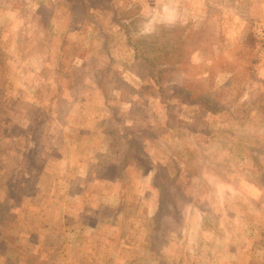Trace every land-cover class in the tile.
I'll use <instances>...</instances> for the list:
<instances>
[{
    "label": "rangeland",
    "instance_id": "obj_1",
    "mask_svg": "<svg viewBox=\"0 0 264 264\" xmlns=\"http://www.w3.org/2000/svg\"><path fill=\"white\" fill-rule=\"evenodd\" d=\"M51 2V27H41ZM95 2L86 0L89 20L64 0H0V264H264V0H103L105 10ZM129 35L164 64L163 95ZM101 68L109 89L120 80L136 89L119 87L128 94L121 108L133 104L159 137L146 142L149 169L131 164L113 181L101 174L126 145L93 82ZM108 94L113 107L119 100ZM41 117L44 129L25 128ZM207 143L212 152L201 154ZM81 156L93 164L83 179ZM169 164L182 181L199 172V186L181 194L196 206L162 209L175 201L163 184ZM90 199L109 204L86 216Z\"/></svg>",
    "mask_w": 264,
    "mask_h": 264
},
{
    "label": "trees",
    "instance_id": "obj_2",
    "mask_svg": "<svg viewBox=\"0 0 264 264\" xmlns=\"http://www.w3.org/2000/svg\"><path fill=\"white\" fill-rule=\"evenodd\" d=\"M64 1L66 3L72 4V8L66 9V10L70 11V14L80 12L83 15H85L87 18H89V20H91L90 15L87 14L88 5L86 3V0H64ZM95 1H96L95 4L99 7L100 10H105L106 8H108V6L103 4L104 3L103 0H95ZM40 5H42V4L40 3ZM55 8H56L55 2H51L50 6L44 7V9L46 11H48V15H46L44 17L43 21H41V18L37 20V23L38 24L40 23L41 27H45V26L51 27L50 19L53 16ZM113 20L116 21L118 24L125 25V28H124L125 34H129L130 31H134L133 30L134 26L132 23H129V22L122 23L121 19L118 17H115L114 14L112 15V21ZM157 34H158V32H157ZM145 37H148V41H152V42L154 40L157 42V40H158L153 35H149V36L145 35ZM126 41L128 42V44L132 48L134 57L135 58H142L143 61L145 62V64L149 67V73L147 76L148 77L147 78L148 84L151 87L155 86L157 88L159 94L162 93V95H163L164 86H162V84L160 82V80H161L160 73L163 71L164 64L158 63L157 61L150 59L149 53L145 50V48L143 46H140L139 44H137L130 35H129V37L127 36ZM95 71L100 73V76H99V79L97 78L96 80H95V76H94L93 82L96 85V87L100 90V94H102L106 97L105 103L108 106H105V107H106V112H108V114H109V117L112 118V117H114V115H116V118L114 117L116 119V122H115L116 127H115L114 132H115V134L122 136L124 138V143L126 145V149L123 151V154L118 158L117 163L110 164L107 167V169H105V172H103V174H101V177L104 175L105 179H107L109 181L116 180L119 176H121V174H123L124 171H126L130 168L131 164H136V165H139L141 167L147 166L146 169L147 168L149 169L153 165L152 164L153 160L151 158L150 152L146 148L149 145L146 142L151 140V139H157L158 140L159 139L158 133L156 132V129L154 130V128L151 127L150 120H144V118L142 119L140 115H136L137 108H135V106L133 104H130V106H128L126 109L121 108L122 102L124 100H126L128 94L125 95L123 88H119V87L122 85V86L128 88L131 95L136 92V89H134L131 86H128L123 80L119 81V83L121 85L113 86V87H111V89H109L106 85V83L108 84V82L104 78V75H102V68L101 69H95ZM123 82L126 84V86ZM109 90H111V92L114 93L113 95L115 96V98H117L119 100V102L113 107L110 106V104L108 102V99H109L108 98L109 97L108 91ZM71 96H72V93L70 91H68V93H66L65 96L62 95V96L58 97L56 99L57 103L55 104L56 105L55 106L56 111H57V107L62 106L63 102H65L67 104L68 98ZM51 99H53V98H51ZM59 101L62 102V103H60V105H58ZM183 102H185V101H183ZM51 107H52V105H51ZM37 108H39L38 105H35L33 107V109H35V110ZM49 108H50V106L48 105L47 109L49 110ZM122 110L124 111L123 113L121 112ZM52 112H54V111H52ZM117 114L121 117L123 114V117L117 118ZM124 114H126V116H129V117H125ZM127 119L130 120V123L127 121ZM43 126H44V119H43V117H41V119L36 120V123L34 122L33 126L32 125L29 126V124H28V126L25 128L32 127L31 129L36 128V130H38V128L44 129ZM152 130H154L155 132H153ZM29 136L31 138L30 139L31 142H33V140H34V142H37L39 144V141L41 138L40 136L35 137L33 134H29ZM34 147H35V145H34ZM42 148H43V146L40 145L41 150H42ZM199 148H198V150L201 154L204 152V150H206V151L210 150L212 152L211 145H209V143H207V145H205L204 147H199ZM41 150L34 152V154H27L29 156L26 155V156H23L22 158L24 161H26L29 157H35V156L41 157V152H42ZM213 150L216 151L215 148H213ZM257 151H259V149H257L256 151L252 150L253 153H256ZM130 155H132V157H130ZM170 158H171V156L169 155V159ZM171 160L175 163V161H174L175 159L171 158ZM252 160H253V162H257V164H260V159L254 158V156H253ZM220 161L223 162L224 158L223 157L220 158ZM90 165L93 166L91 161L89 163V166ZM174 166H175L174 169L171 171V168L173 167V165L172 164L168 165L166 178H165V181L163 184H165L164 185L165 187L166 186L168 187L167 189L171 190L175 201L171 200V202H169L170 204H167V203H164V201L162 200L161 201L162 209H163L164 205L167 209H169V206H173L175 204H176L175 207L178 208V206L182 202H185V201H187V203L191 204V206H193V207L196 206V203L194 201L195 198H191V196H190L188 199H186V197L185 196H184L185 198L182 197L181 194L183 192H186L185 188L188 187L189 185L191 186V188H195V187L199 186V184L197 183V180H198L197 174L199 172L197 171L194 173L193 170L190 169L191 172L188 173V175L190 177H187L186 180L182 181L180 179V177H181L180 168H178L177 165H174ZM91 169H93V168H91ZM94 176L98 177L97 174H95ZM10 183L12 184V181H10ZM163 184L161 185V187H159V185H158V187H157L158 190L164 188ZM80 186L81 185H77L75 188L80 189L82 187V186L81 187ZM163 193L166 194L165 192H163ZM198 206H199V204H198ZM100 208H101V206L100 207L97 206L96 210L99 211ZM176 212H178V210H176L175 213L172 215L173 217L176 215ZM160 214H162V211ZM111 218H112V220L118 221L117 215H115L114 217H111ZM151 220H153V218ZM148 235H149V237H152V239H154L156 237L155 235L152 236V234H148ZM149 246L148 247L150 249L152 246V243ZM148 256L149 257L151 256L150 252L147 253V255H145L143 257H148ZM159 256H160V253H159ZM155 261H156V264H162V261L159 259L158 260L156 259Z\"/></svg>",
    "mask_w": 264,
    "mask_h": 264
},
{
    "label": "crops",
    "instance_id": "obj_3",
    "mask_svg": "<svg viewBox=\"0 0 264 264\" xmlns=\"http://www.w3.org/2000/svg\"><path fill=\"white\" fill-rule=\"evenodd\" d=\"M126 43V42H125ZM127 45V44H126ZM63 91V90H62ZM62 91H60L59 93H58V95L57 96H65V94H62L63 92ZM52 110L54 111V105H52ZM73 111H75V108H73L72 109V112ZM63 113H64V115H66V119L68 120L69 119V117L71 116V111H70V109H68L67 111L66 110H64L63 109ZM67 122H69V121H66L65 123L66 124H69V123H67ZM71 126V125H70ZM69 127V126H68ZM67 127V128H68ZM47 137H46V141H47V144H48V146H49V144L51 145L52 144V146L54 147L55 145L53 144L54 142H53V139H52V135H50V133L48 132V134L46 135ZM83 154V153H82ZM77 156H80V155H77ZM82 157V156H81ZM84 157V158H83ZM81 159H83V161H87V163H84V166L82 167L81 165H80V170H81V168L83 169L82 171V173H76L75 175L77 176V177H80L81 179H83V178H86V177H88L90 174V170H89V163H90V161H92V159L91 158H87V157H85V156H83ZM52 158H48V160H51ZM70 159V157L69 156H67V154L66 155H60V157H57V158H53V160L56 162H65V161H68ZM70 178H72V177H70ZM81 187V186H80ZM71 188V187H70ZM67 192H68V195H70V193L71 192H74V191H70L69 189H67ZM83 193H84V191H82ZM113 193V192H112ZM109 193H107L106 195H108ZM118 194H119V191H118ZM76 196V195H75ZM78 199H83V197H82V195H78ZM84 200V199H83ZM88 201V200H87ZM102 202V203H101ZM94 201V200H89V204H90V211L89 212H84V210L82 209V212L84 213V215H86V216H92V214H97V213H99L97 210H96V207L97 206H106V205H108L109 203L108 202H106V201H104V200H102V201ZM110 205H114L115 207H118V205H119V202H115V204H110ZM81 212V211H80ZM76 229V228H75ZM71 233V232H70ZM75 236H77V232H76V234H75ZM79 240V239H78Z\"/></svg>",
    "mask_w": 264,
    "mask_h": 264
}]
</instances>
